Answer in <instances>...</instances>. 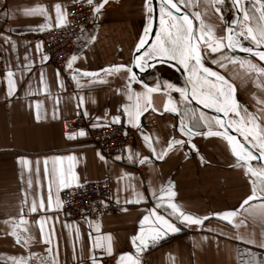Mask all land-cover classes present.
Returning <instances> with one entry per match:
<instances>
[{
  "label": "crops",
  "instance_id": "0c3cea01",
  "mask_svg": "<svg viewBox=\"0 0 264 264\" xmlns=\"http://www.w3.org/2000/svg\"><path fill=\"white\" fill-rule=\"evenodd\" d=\"M245 1L250 4L247 0ZM76 2H83V0H76ZM37 3L48 8L54 22L55 4L59 3L66 8L75 2L74 0H0V264H12L11 257L27 258L30 253H35L38 257L48 256L45 249L49 245L41 242L39 226L35 224V221L42 216L53 218L49 221V226L55 229V238L51 247L54 254L57 247L59 249V264H91L89 259L93 255L91 244L98 234H111L113 252L108 255L95 250L103 253L96 256V259L99 264H116L120 254L135 253L130 238L139 230V220L146 214V210L155 206V200L148 192L149 184L154 189H159L161 185L169 183L174 186L176 203L188 213L201 217L209 216V219L204 221L199 231L194 232L188 231L187 226L173 220L181 230L178 233H170L157 244H149L148 248L141 253V264H236L237 245H246L264 251V248L258 246L259 242L264 240L261 236L264 229L259 223L253 224L251 220H247L246 226L234 228L226 221L212 215L238 209L242 200L250 194L251 186L248 177L243 174L241 168L235 166V158L231 155L226 142L218 137L194 136L192 144L196 146V150H193L188 143L182 147L174 146L163 160H155L144 146L141 131L151 135L154 142L159 141L155 144L157 151L166 147L168 140L173 137L187 140V137L181 136L177 130L179 117L174 113L163 111V104L166 101L164 93L152 95L153 106L159 111L152 112L149 109L144 113L141 117V131L126 124L124 117L121 123L107 126L122 125L127 132L129 141L121 155L125 157L122 160L117 161L115 156L103 154L78 137L75 140L66 138V133L62 129V123L65 121L80 119L92 127L95 117H103L106 111L109 117L118 114L117 109L122 112L121 105L128 102L123 95L126 73L121 72L107 77V83L86 84L82 89H78L71 79L72 69L67 68L64 73L54 66L50 59L42 63L41 57L46 54L43 50L37 54L36 44L40 42V35L50 30L43 32L33 30L45 22L44 18L42 16L27 17L22 11ZM143 4L144 0H109L97 17L96 24L79 37L77 51L74 54L78 59L74 62L73 69L98 72L111 65L129 64L134 46L146 23ZM251 4H255V1ZM204 7L203 0H200V7L193 10L203 11ZM219 7L223 19L212 8L207 9L203 19L213 28L218 25V32L221 31L224 36V27L228 23L231 24L230 18L235 20V13L234 15L231 13L233 5L230 0H223ZM158 27L159 8L156 30ZM91 35H95L96 40L85 47ZM4 36L10 38L8 43H5ZM12 41L16 44L15 51L11 47ZM25 54L29 56L33 64L31 71L21 75ZM9 68L15 73L16 80V91L11 97L7 94V83L4 79L5 72ZM150 69L151 72L143 79L148 85L156 83V78L159 77L157 72H162L159 77L161 81L168 80L162 76L169 75L171 78L168 81L178 86L184 84L178 73L168 65L156 64L155 68ZM41 72L51 92V98L41 91L42 86L39 82ZM57 72L63 81V89H60L57 84ZM243 76L245 80H239V84L244 89L243 93L242 90L240 91L239 84L227 76L226 78L235 86L236 99L238 101L240 98L243 99L249 112L261 117V122L264 123V103H257L260 100L257 96L258 81L254 75L243 74L241 77ZM260 81L263 82L262 79ZM133 88L142 91L138 84H134ZM117 89L121 92L118 93ZM29 91L33 94L29 95ZM81 95L85 97V105L84 109L78 110L77 99L74 97ZM171 95L179 99L178 93L172 92ZM57 97H59L58 112L54 118L53 105ZM93 99L95 103L92 102ZM37 100L43 102L39 121L36 119L34 103ZM260 101H264V98ZM192 107L197 108L193 104ZM84 110L88 111V117L83 115ZM204 112L208 115H216L210 109H205ZM128 149L139 152L141 157L149 156L152 159V167L150 168L147 164L130 163L126 159ZM97 153L103 155L106 162L101 160ZM67 155H76L78 158L74 171L79 177L80 186L103 179L109 180L116 210L98 221L68 220L62 215L60 209L37 214L29 213L28 207L24 206L23 214L29 220L30 232L35 237L26 250L22 243L17 244L14 237L9 234L10 228L5 221L19 218L22 201L26 197L28 205L31 204L33 197L37 200L41 196L47 199L51 176L45 177L44 160L48 159L47 167L51 173L54 166L51 158ZM200 157H203V161ZM18 158L32 162L31 173L18 163ZM37 161L40 162L38 175ZM67 163V161L64 162L65 167ZM122 173H129L135 178L133 183L144 192L146 202L124 203L126 198L131 197V192L118 191L128 183L127 179L118 183L117 178ZM29 179L32 180L31 189L28 188ZM64 189L66 188L58 189L56 184L52 183L53 199L59 197ZM117 197L120 199L119 204L116 203ZM121 208H127L128 211H121ZM158 211L167 215L164 208ZM169 219L172 218L169 217ZM89 220L99 225L100 233L89 228L87 223ZM66 225L70 227H65ZM77 227L80 230L79 240L76 239ZM252 233H255L252 238L257 241L256 244L245 242ZM239 236L244 239H238ZM73 249H75V260ZM28 264H39V260L33 257Z\"/></svg>",
  "mask_w": 264,
  "mask_h": 264
},
{
  "label": "snow or ice",
  "instance_id": "6c2138e0",
  "mask_svg": "<svg viewBox=\"0 0 264 264\" xmlns=\"http://www.w3.org/2000/svg\"><path fill=\"white\" fill-rule=\"evenodd\" d=\"M76 2V0H74ZM83 2L92 6L93 18H97L109 0H83ZM159 6V27L156 30L154 39L150 40V34L153 30L152 13L153 0H144L143 8L146 17V23L143 32L134 46L132 59L129 64L111 65L100 69L98 72L84 71L73 69L74 62L78 59L76 55H72L68 60L66 67L72 69L71 79L78 89H82L85 85L95 83H107V77L117 75L121 72L126 73V83L123 88V95L128 101L121 105L122 112L117 109L115 115L109 117L108 112L103 117H95V122L91 125L93 128L107 127L109 124L121 123L122 117L128 125L141 131V117L144 113L151 109L157 112L159 109L153 106L152 95L154 93L163 92L166 101L163 104V111L174 113L179 117L178 131L185 139L173 137L168 140L167 146L157 151L155 146L159 141H153V137L141 131L144 146L151 152L155 160H163L165 156L174 149V146H183L188 143L193 150L196 146L192 144L194 136L218 137L221 138L235 158V166L243 170V174L248 177L250 184V194H248L240 203L239 208L235 210H227L219 213H213L219 220L226 221L234 228L245 225L247 220H251L253 224L259 223L264 229V123L261 117L249 112L246 107H242L236 99L235 86L220 70L226 69L228 65L233 68L238 65L244 70L246 75L253 76L257 81L264 78V0H255L252 7L254 12L250 13L242 0H233V5L239 9L242 16L232 21L236 27H227L225 35L217 37L213 26L207 24L203 19L208 8L214 9L215 13L223 19L221 8L219 5L223 0H203L205 5L203 11L193 10L200 7V0H157ZM258 5V7H257ZM23 15L27 17L42 16L44 23L38 25L35 31L43 32L53 28H61L67 26V16L70 15L66 8L57 3L54 5L55 18L50 15L48 8L40 3L33 7L24 8ZM258 13V15H257ZM194 21L196 23H194ZM243 38V39H241ZM5 43L10 38L3 37ZM96 40L95 35H91L87 39L88 44ZM244 41H248L246 45ZM12 50L15 51L16 44L11 42ZM227 49V52H225ZM42 50V42L36 44V51L39 54ZM241 52L246 55L239 56L235 53ZM255 58L253 60L252 58ZM25 63L23 65L24 72L31 71L33 62L29 56L25 54ZM49 59L47 55L41 57V62ZM169 64L170 67L178 66V70L182 69L185 75L183 86H178L168 80L161 81L156 78L154 85L146 84L134 71L138 69L144 72L148 68H155L156 64ZM213 65L216 66L211 67ZM19 68V65L17 66ZM220 69V70H217ZM238 75L233 71L232 76ZM4 79L7 83V94L11 97L16 91L15 73L9 68L5 72ZM83 81V82H82ZM41 91L51 98V92L45 81L43 72L40 74ZM57 84L60 89L64 88L63 81L59 78L57 72ZM134 84H139L142 91L133 88ZM264 86L257 83V87ZM117 92H121L117 89ZM178 93L179 99L174 98L171 93ZM29 95L33 94L31 91ZM77 99V109H84L85 97L83 95L74 97ZM95 103V100H92ZM201 105L204 109H210L216 115H208L199 108L192 107V103ZM36 119H41L42 101H35ZM258 104L264 101H257ZM59 97L53 105V115L55 118L58 112L57 105ZM79 114V113H78ZM83 115L88 117L87 110L83 111ZM103 121V123L101 122ZM206 129V130H202ZM232 133H235L233 135ZM87 132L80 129L78 132L72 131L66 133L68 140H75L77 137H85ZM242 137L243 139H239ZM126 159L130 163H138L140 165L147 164L152 167V159L149 156L141 157L139 152L128 149ZM101 160L106 158L97 153ZM125 157L121 155L115 156V160L119 161ZM203 161V157H200ZM53 168L49 173L48 159L44 160L45 177L51 176L47 199L42 196L37 200L33 197L31 204L28 205L27 197L22 201L20 216L18 219L12 218L5 221L10 228L9 234L14 237L17 244H21L27 250L30 243L35 237L30 232V222L24 216V206L28 207L29 213H48L59 210L62 207V201L57 196L55 200L52 196V183H55L58 189L79 187V177L74 171L78 158L76 155L55 156L51 158ZM67 161V167L64 162ZM256 163H253V162ZM25 169L32 172L31 163L27 159L18 158ZM39 161L36 162V173L39 174ZM23 179V177H21ZM118 183L127 179L128 183L125 187L118 191H130L131 197L124 200L125 204H140L146 202V196L140 191L135 183L134 177L129 173H122L118 178ZM142 187V185H141ZM171 183L161 185L159 189H154L149 184L148 192L155 200V206L147 209L146 214L139 220V230L131 236V245L135 249V253H122L117 259L116 264H141V253H143L149 244H157L162 238L170 233H178L181 229L173 220L178 221L185 226L196 225L202 226L209 216H198L186 212L181 205L174 201L176 196ZM28 188H32V180H28ZM116 203H120L119 197ZM107 207L106 202L101 201ZM164 208L167 215L161 214L158 209ZM121 211H128L127 208H121ZM171 217L172 219H169ZM237 217H243L237 220ZM53 218L50 216H42L35 224L39 226V236L41 242L49 245L45 251L47 257H38L35 253H30L25 257H11L12 264H28L33 257L39 260V264H59V249L55 254L52 250V242L55 238V229L49 226V221ZM90 229L100 233V227L93 221H87ZM246 226V225H245ZM65 227H70L66 225ZM47 232V234H46ZM255 233L245 240L246 243L256 244L257 241L252 238ZM264 237V230L261 232ZM238 239H244L239 236ZM76 239H80L79 227L76 228ZM206 239V238H205ZM259 247L264 248V240L259 242ZM100 250L103 253L111 255L113 252L111 234H98L91 244V251ZM73 259H76L75 249H73ZM91 264H99L96 256L93 254L89 257ZM244 264H264V260H257L249 253V259Z\"/></svg>",
  "mask_w": 264,
  "mask_h": 264
},
{
  "label": "built area",
  "instance_id": "2783aa9c",
  "mask_svg": "<svg viewBox=\"0 0 264 264\" xmlns=\"http://www.w3.org/2000/svg\"><path fill=\"white\" fill-rule=\"evenodd\" d=\"M66 11L70 14L67 16L66 27L55 28L40 35L43 52L49 57L51 63L64 73L67 71L68 60L77 51L79 37L97 22V18H93L92 6L85 2L71 3L66 7ZM62 129L65 133L84 129L87 135L78 138L108 156L122 155L129 141L122 125L92 128L83 120L76 119L63 122ZM59 199L62 201L60 212L68 220L98 221L116 210L108 179L66 188L60 192ZM101 201L106 202L107 207L101 204ZM200 228L201 226L196 225L187 226L190 232L199 231ZM249 253L257 260H264V251L246 245H237L236 264H244V261L249 259ZM93 254L98 256L103 253L95 251Z\"/></svg>",
  "mask_w": 264,
  "mask_h": 264
},
{
  "label": "rangeland",
  "instance_id": "374dc122",
  "mask_svg": "<svg viewBox=\"0 0 264 264\" xmlns=\"http://www.w3.org/2000/svg\"><path fill=\"white\" fill-rule=\"evenodd\" d=\"M252 1H255V0H251V1H249L250 4H247V2H246L245 0H242L243 4L246 5V7H248L250 13H252V12L255 11V9L252 7L253 4H251ZM231 13H232V14L234 13V12L232 11V7H231ZM232 14H231V16H232ZM233 15H234V14H233ZM233 20H234V18H233ZM230 21H231V18H230ZM231 25H233V24L231 23L230 26H231ZM217 26H218V25H216L215 28H214V31L216 32L215 35H216L217 37H220V36H222L223 34H222L221 31L218 32L217 29H219V26H218V27H217ZM241 39H243V38H241ZM244 43H245V44H248V41H244ZM262 50H264V49H262ZM225 52H227L226 49H225ZM237 53H238V52H237ZM239 56H244V55H240V54H239ZM252 59L255 60L254 57H253ZM211 66H212V65H211ZM213 67H216V66H213ZM218 70H220V69H218ZM220 71H221L223 74H225L229 79H231L232 81L236 82L237 84L240 83V81H239L240 79H241L242 81L245 80V79H244V76L241 77L243 74L245 75V72H244V70L240 69L238 65L235 67V69L233 68L232 65H228V67H227L226 69H223V70H220ZM233 71H235L236 73H238V75H236L235 78H233V76H232ZM157 73L159 74V77H161L160 73L162 74V72H157ZM162 77H163V78H167L168 80L171 78V76H169V75H165V76H162ZM261 79L263 80V82L258 81V83H261L262 85H264V78H261ZM239 85H240V84H239ZM239 87H240V91L242 90V93H243L244 89H242L241 85H240ZM242 93H241V95H242ZM257 96L260 98V100H261L262 98H264V86L258 87V94H257ZM239 98H240V96H239ZM240 99H241V98H240ZM240 99H239V103H240V105H241L242 107H246V105H245V103H244V100H243V99L240 100ZM246 108H247V107H246Z\"/></svg>",
  "mask_w": 264,
  "mask_h": 264
},
{
  "label": "water",
  "instance_id": "95a60500",
  "mask_svg": "<svg viewBox=\"0 0 264 264\" xmlns=\"http://www.w3.org/2000/svg\"><path fill=\"white\" fill-rule=\"evenodd\" d=\"M230 1H231L232 5H233V0H230ZM247 1L249 2V1H251V0H247ZM153 8H154V11H153V13L151 14V15H152V25H153V30H152V33L150 34V40H151V39H154V37H155L156 28H157V23H158V8H159V6H158V2H157V0H153ZM233 9H234L235 20H236L238 17L242 16V14L240 13L239 9L236 8L234 5H233ZM227 27H234V28H235L236 25H231V26H230V23H228L227 25H225V27H224V35H225V29H226ZM226 50H227V49H226ZM132 54H133V53H132ZM239 54H240V55H246V54L241 53V52L235 53V55H239ZM131 59H132V57H131ZM158 65H159V64H158ZM162 65H168V66H169V64H167V63L162 64ZM172 68L178 73V75H179V77H180L182 83H184L185 75H184V73H183V70H182V69H179V70H178V66H176V67H172ZM134 71H136L137 75L143 80V77H144L145 75H147L148 73H150V72H151V69L148 68V69H146L144 72H140V71H138V69H134ZM138 85H139V84H138ZM139 86H140V85H139ZM160 93H163V92H160ZM192 104H193L195 107L199 108L200 110L205 111V109H203V107H201V106L195 104V102H193ZM210 113H211V112H210ZM232 134L235 135V133H232ZM238 138L241 139L240 137H238ZM241 140H242V139H241ZM253 163H256V162L254 161Z\"/></svg>",
  "mask_w": 264,
  "mask_h": 264
},
{
  "label": "bare ground",
  "instance_id": "6f19581e",
  "mask_svg": "<svg viewBox=\"0 0 264 264\" xmlns=\"http://www.w3.org/2000/svg\"><path fill=\"white\" fill-rule=\"evenodd\" d=\"M232 11L234 12V9H233V7H232ZM232 21H233V19L230 21L231 23H232ZM247 45V44H246Z\"/></svg>",
  "mask_w": 264,
  "mask_h": 264
},
{
  "label": "trees",
  "instance_id": "16d2710c",
  "mask_svg": "<svg viewBox=\"0 0 264 264\" xmlns=\"http://www.w3.org/2000/svg\"><path fill=\"white\" fill-rule=\"evenodd\" d=\"M145 77V76H144ZM144 77H143V79H144Z\"/></svg>",
  "mask_w": 264,
  "mask_h": 264
},
{
  "label": "flooded vegetation",
  "instance_id": "af4514ba",
  "mask_svg": "<svg viewBox=\"0 0 264 264\" xmlns=\"http://www.w3.org/2000/svg\"><path fill=\"white\" fill-rule=\"evenodd\" d=\"M202 130H204V129H202Z\"/></svg>",
  "mask_w": 264,
  "mask_h": 264
}]
</instances>
